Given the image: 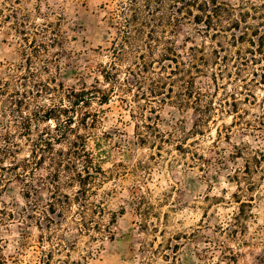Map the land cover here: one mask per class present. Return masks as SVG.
Listing matches in <instances>:
<instances>
[{
  "label": "clouds",
  "instance_id": "1",
  "mask_svg": "<svg viewBox=\"0 0 264 264\" xmlns=\"http://www.w3.org/2000/svg\"><path fill=\"white\" fill-rule=\"evenodd\" d=\"M237 34L264 38V0H0V128L18 132L7 115L17 69L27 77L21 92L43 81L59 109L73 108L70 92L88 101L68 112L73 126L59 128L69 148L80 136L68 169L57 168L53 149L48 171L58 178H28L40 189L27 201L35 217L43 219L50 189L61 198L67 218L50 230L23 215L8 220L25 204L13 177L27 174L8 172L23 158L8 155L12 142L22 145L0 132L8 150L0 151V264H264V52L253 63L251 46L237 44L235 56ZM218 41L227 62L213 55ZM25 103L17 125L33 107ZM65 192L75 200L64 203Z\"/></svg>",
  "mask_w": 264,
  "mask_h": 264
},
{
  "label": "rangeland",
  "instance_id": "2",
  "mask_svg": "<svg viewBox=\"0 0 264 264\" xmlns=\"http://www.w3.org/2000/svg\"><path fill=\"white\" fill-rule=\"evenodd\" d=\"M24 29L20 30V38L22 41H24V44L32 50V52L34 54L37 53L38 49L36 47H34V45H36V39L34 37L31 38V42H29L30 37L25 36L24 33ZM73 40H75V37H72ZM205 43H207V41H205ZM248 44L247 42H238V43H234V45H232V48L235 49L234 55L235 56H239L240 53V49L237 47V44L243 45V44ZM250 45V44H248ZM220 43L219 41L217 42V48L219 49V57H221V53H224V55L222 56V58H227V53H225L224 48H220ZM251 46V45H250ZM40 47L43 48L44 44L41 43ZM51 47V46H49ZM249 48H245L244 51L245 53H251L250 58H257V56H259V54L261 53L260 51H252ZM264 58V57H263ZM244 63V61H241V63ZM24 64L28 65L29 67L32 66V61L31 58L29 59H25L23 61ZM37 67H36V71L38 72H43L46 71V69L42 66L39 65V62H36ZM233 67L234 68H239V66L236 63H233ZM18 72H20V80L22 81L20 83V85L15 89L14 92H10L9 96L12 97V99L10 101H8V111H7V115L12 118V127L14 128H18V132H14L11 130V128H8L7 124L4 125V128H0V132L3 133V136L5 138V142L9 143L12 142L10 140V137H14L15 141H19V143L22 145V147L18 148L15 145V142L13 143V150H15L16 152H14L15 155L17 156H21L23 158H27L31 149L33 148V143L35 142L36 139H38L39 137H43V138H51L52 136L49 134L46 135V133H48L49 128H51L52 132H56V136H59L60 138L58 139L59 142L53 141L54 145H53V149H55V155L57 157L56 152H58L59 150H63L66 151L69 149V147L64 143V141L66 140V136L64 132L59 131L60 127H63L65 124H62L58 130L55 129V121L54 120H49V121H43L42 119L39 118L40 115H35V114H42V112H44L45 110H48L49 108L52 107H57L56 105L51 103V97L48 96V92H55L56 89L51 88L48 84H44L43 81L40 82V84H43V87H40L38 84H32L30 89L27 92H21L20 88H24L26 85L25 83H23V81L27 80V77L24 75V71L22 69H17ZM232 73H229V76H231ZM252 75L255 77L257 75V73L254 71L252 73ZM8 82L5 81V84H7ZM53 83H56V81H53ZM213 83H215V81H213ZM261 83H264V79L263 77H261ZM59 88L63 89L65 87V84L63 81H61L58 85ZM45 97V104H40L38 103V100L41 96ZM215 95H220L219 91H217L215 93ZM68 96L72 97L71 103L73 104L74 100L76 99L72 93L70 92L68 94ZM68 96L65 97V99H68ZM111 99L110 98L108 103H111ZM117 99L118 102V98H114ZM26 100H29V102L33 105L30 115L24 117L23 120H21L20 124L17 125L16 124V117L20 115V109L23 107L25 110L28 108V104L25 103ZM85 106L88 105V102L84 103ZM69 111H75V105L73 104V108L72 109H68L66 113H63V116H68V112ZM125 116H128L129 113L127 111L124 112ZM72 117V126L75 124V120L73 116H69ZM31 119V121H29ZM87 119V113H85L84 118L81 119V123L83 124L84 121ZM229 119H231V117H229ZM35 124L36 128L34 129L32 127V125ZM67 125V124H66ZM26 126H30L31 131L30 134L28 135V133L26 132ZM68 126V125H67ZM7 129V130H5ZM213 131V136H215V129L212 130ZM36 132L37 135L35 136V138H33V133ZM80 140V136H77V140L73 141L71 146L73 145V148L78 147V142ZM28 141H31V143H28ZM87 144L95 146L94 142L91 140H87ZM0 151H8L7 149H3ZM49 151V152H47ZM40 150L39 152H37V154H40ZM52 152L50 150L45 151V159L40 161L39 164L35 165L34 163H32V167L28 168L27 165H24L23 163V158L22 160L17 161V163L15 164H11L8 166V172L12 173L15 172L17 168H23L24 171H26V177H22L19 173H17L13 179H15L19 185V188L17 189V196L20 200L25 201V204L22 205L21 207V211L19 214H14L12 212H8L7 213V218L9 221H14V220H19V216L23 215V219L26 222H31L34 218L36 220V229L37 230H50L52 228H55L58 226L59 223H61L64 219H66L67 217L64 215L63 211H62V206L60 203L61 198L59 197L58 193L56 191L53 190H49V195L47 197V201H46V207H42V217L43 219H41L40 217H35V212H36V207H33L32 204L27 203V201H29L33 195H35L37 192L40 191V189L38 187H36V185H40L43 181L47 180L48 183H52L53 180H55L56 178V171L53 172H49L48 169L51 165V163L53 162L51 154ZM13 152H8V155H12ZM58 158V157H57ZM64 161V160H63ZM63 163V162H62ZM60 163V164H62ZM58 168V167H57ZM0 172H2V169H0ZM59 174V173H58ZM51 176V179H49V177ZM59 176V175H58ZM28 178H32L36 181V185H33L31 180ZM9 183H11L9 181ZM55 188V185L53 186ZM3 194V190H0V195ZM44 199L43 196H38L37 197V201L36 203H38L39 200ZM63 201L64 203H69L70 201H74L75 197H69L67 192L64 193L63 195ZM76 208V204L74 202L71 203L70 205V210L71 209H75ZM46 213V214H45ZM217 213L218 216L220 218H223L225 215L224 209L222 208H218L217 209ZM10 214V215H8ZM20 224L17 223V227H19ZM39 239V237H38Z\"/></svg>",
  "mask_w": 264,
  "mask_h": 264
},
{
  "label": "trees",
  "instance_id": "3",
  "mask_svg": "<svg viewBox=\"0 0 264 264\" xmlns=\"http://www.w3.org/2000/svg\"><path fill=\"white\" fill-rule=\"evenodd\" d=\"M197 9H199L201 6L200 5H194ZM193 7V5H189V8ZM188 15H191V12L189 11L188 12ZM193 21L195 23H199V19L193 17ZM207 35V34H205ZM256 33L253 32L252 33V36L255 37ZM211 39H215V36L211 37ZM230 39L233 41L232 45H234V43H238V42H247L248 44L251 45L252 48H250L252 51L253 49H255V51H260V52H264V38H260V39H255L253 40L252 38L250 37H247L245 35H233L230 37ZM220 48H223L222 46H220ZM167 51L168 52H172V49L169 47L167 48ZM213 52V55L218 57L219 59H222L223 61L227 62L228 59L227 58H222V57H219V51H217V49H213L212 50ZM164 59L167 60V59H172L173 63H175V59L174 57L172 56H164ZM261 59H264L263 57H261ZM253 63H257V58H252L251 59ZM232 63H235V61H232ZM243 63V62H242ZM264 79V77H263ZM215 81V80H213ZM171 91V89H169V92ZM72 95L76 98L73 102L74 105H77L79 104L82 100H83V96L80 95V94H77L75 92H71ZM101 99H104L103 97ZM141 99L143 100V97H141ZM110 98L106 101L107 103L109 102ZM87 103L88 101L87 100H83V103ZM161 103H163V101H161ZM68 109H59L58 107H52V108H49L48 110H45L44 112H42V114H35V115H40L39 118L42 119L43 121H49L50 119L51 120H54V117L57 115V112H59L61 115L63 113H66ZM72 120L73 118L72 117H69L67 116V120L66 121H63L61 122L60 125H57L56 122H55V129L58 130V128L62 125V124H67L69 127L72 126ZM31 121V119L29 120ZM55 121V120H54ZM26 132L28 133V135L30 134V131H31V128L30 126H26ZM60 137L59 136H55V137H51V138H43V137H39L38 139L35 140V142L33 143V148L31 149L29 155L27 158H23V163L24 165H27V162L28 161H31L32 163H34L35 165L39 164L40 161L44 160L45 159V151L46 149L47 150H50L51 152L53 151V145H54V142L53 141H56V142H59V139ZM77 148V147H76ZM76 148H73V145L71 146V148H69L68 150L66 151H63V150H59L58 152H56L57 154V157L59 158V160L56 162V166L59 168L60 166V163L63 162V160L65 158H67L69 155H75L74 151H72L73 149H76ZM39 150L41 151L40 154H37V152H39ZM11 152H16L15 150L11 151ZM49 152V151H47ZM63 164V163H62ZM63 167L64 169H68V165L67 164H63ZM59 172H56V177H58V174ZM77 177L78 178H81L83 179L85 182H87V177H80V174L77 173ZM10 215V214H8Z\"/></svg>",
  "mask_w": 264,
  "mask_h": 264
}]
</instances>
